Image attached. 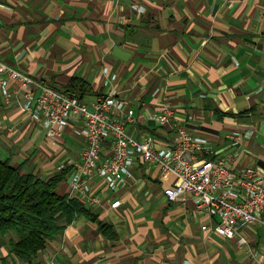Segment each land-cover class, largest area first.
Segmentation results:
<instances>
[{
    "label": "crops",
    "instance_id": "0c3cea01",
    "mask_svg": "<svg viewBox=\"0 0 264 264\" xmlns=\"http://www.w3.org/2000/svg\"><path fill=\"white\" fill-rule=\"evenodd\" d=\"M0 59L49 86L84 77L95 91L82 98L87 102L114 93L135 111L130 134L150 133L156 147L171 146L187 127L208 138L204 157H232L237 171L253 167L264 175V0H1ZM23 101L0 90V158L44 179L72 167L58 191L80 199L69 186L86 146L80 124L66 127L57 149ZM164 106L175 118L158 126L152 116ZM92 185L99 203H84L98 221L76 218L33 263L264 261L261 224L230 239L203 230L214 220L191 196L168 200L167 182L145 163L114 188L99 176ZM99 222L112 223L117 237L104 234Z\"/></svg>",
    "mask_w": 264,
    "mask_h": 264
},
{
    "label": "built area",
    "instance_id": "2783aa9c",
    "mask_svg": "<svg viewBox=\"0 0 264 264\" xmlns=\"http://www.w3.org/2000/svg\"><path fill=\"white\" fill-rule=\"evenodd\" d=\"M0 90L8 100L12 95L23 97L22 109L46 130L47 143L57 145V149L66 127L71 122L80 124L86 146L70 176L69 186L79 193L81 201L99 203L93 192L94 177H101L114 188L125 173H130L131 167L145 163L158 169L161 180L167 182L163 194L168 200L191 196L198 208L214 220L211 225H203V230L210 229L217 236L230 239L249 225L259 223L264 227V175L253 167L237 171L232 157H204L211 151L207 137L181 127L171 146L156 147L150 133L139 139L130 134L128 126L135 120V111L114 93L87 102L1 59ZM152 118L158 126H166L175 118V112L164 106ZM118 203L115 201L113 205ZM239 242L246 243L247 238L240 236ZM257 262L264 264L260 258Z\"/></svg>",
    "mask_w": 264,
    "mask_h": 264
},
{
    "label": "trees",
    "instance_id": "16d2710c",
    "mask_svg": "<svg viewBox=\"0 0 264 264\" xmlns=\"http://www.w3.org/2000/svg\"><path fill=\"white\" fill-rule=\"evenodd\" d=\"M51 86L79 99L95 94L92 83L81 76H73L62 87ZM71 171L68 166L44 179L38 174L23 173L22 167L0 158V264H8L10 258L13 264L18 260L33 263L47 243L76 218L98 221L83 201L59 193V185ZM99 228L110 238L117 237L112 223L99 222ZM7 235H11L9 254L3 255Z\"/></svg>",
    "mask_w": 264,
    "mask_h": 264
},
{
    "label": "rangeland",
    "instance_id": "374dc122",
    "mask_svg": "<svg viewBox=\"0 0 264 264\" xmlns=\"http://www.w3.org/2000/svg\"><path fill=\"white\" fill-rule=\"evenodd\" d=\"M11 235H7L5 236V238L3 239V248H2V254H4V252H6V250H9V241H10ZM8 264H13L11 258L9 259Z\"/></svg>",
    "mask_w": 264,
    "mask_h": 264
}]
</instances>
